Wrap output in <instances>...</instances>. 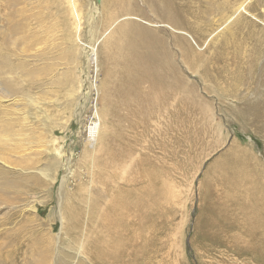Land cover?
Returning a JSON list of instances; mask_svg holds the SVG:
<instances>
[{"label": "rangeland", "instance_id": "374dc122", "mask_svg": "<svg viewBox=\"0 0 264 264\" xmlns=\"http://www.w3.org/2000/svg\"><path fill=\"white\" fill-rule=\"evenodd\" d=\"M72 2L79 37L70 0H0V264H259L235 226L237 202L264 209V0ZM110 17L144 28L112 32L106 59ZM157 40L170 102L145 116L123 59Z\"/></svg>", "mask_w": 264, "mask_h": 264}, {"label": "bare ground", "instance_id": "6f19581e", "mask_svg": "<svg viewBox=\"0 0 264 264\" xmlns=\"http://www.w3.org/2000/svg\"><path fill=\"white\" fill-rule=\"evenodd\" d=\"M70 1H71L72 10L74 12V20H73V23H72V28L74 30V35L76 37H79V34H81V31L83 29V24H82V20H81L80 14L76 10V7H75L74 3L72 2V0H70ZM125 15H127V14H125ZM128 18L129 17H124L122 19V21H120V23L118 25L117 24L115 25V21L113 20L112 17H110L107 20L108 25H109V29H108V32H106L105 37H104L105 44L100 46L97 54H99L101 52V50H105L103 55L105 54V58L109 59L108 58L109 57V55H108L109 53L108 52H110V51L107 48H108V46L110 44V38L112 37V32H115V31H118V30H123V31H125V30L126 31L137 30L138 32H143V28L144 27H141L134 20H133L132 23L129 22ZM167 23H171V21H167ZM130 32H132V31H130ZM18 38H19L18 36H14L12 40H14V42H16ZM156 43H158V47L156 46ZM146 48L148 49V51H146V54L141 56L139 54V47L137 45V42H134V41H130L129 42L128 41V44L126 46V57H124V59H123V64H126V68L127 69H126V73L124 75L125 80H123L124 82L122 84L123 85L122 86V91H123L122 94H123V96L129 97L130 102H131L130 104H135L137 106V109H138L139 112H140L139 109H140V105H141L142 99L145 101L144 104H145L146 107L145 106H141V112H140L142 114H145V116H146L147 113H148V115H149V113L150 114H154L153 109H156V111H157L156 113L158 114L162 110L161 109L162 105H164V104L167 105V103H168V101L170 99L171 79H172L170 71H171L172 57H173L172 50H171L170 46H168V47L164 46V43L161 40H157L154 44L148 43V45L145 46V50H147ZM97 54L95 53V55H97ZM97 57L99 58L98 55H97ZM21 65L22 64H20V67H21ZM5 71H7V69L1 70L0 73H7ZM26 71L27 70H22L21 73H24ZM39 71L42 72V68H39ZM35 74L34 73L33 74L29 73L28 77H31V78H36L37 77V78H39L38 75L40 73L36 72ZM78 75L79 76H76V78L74 79V82H76L78 84L76 93H77V91L80 88H82L81 87V82H82L81 77H82V75L81 74H78ZM84 80H86V79L84 78ZM144 82L149 84L150 87L144 93H142V91L137 89L138 87L136 85H138L140 83H144ZM69 85L73 86L72 83H70ZM96 87H97V90L101 89V86L99 84H97ZM70 91H72V90H69V92ZM76 93H75V95H77ZM101 98H102V94H101ZM75 100H77V99H75ZM79 120H80V117H79ZM105 120L106 119H104V123L103 124H102V121H101L100 124L96 125V129L98 128V131H97V134H96V142L97 143H100V141L103 138V135L107 131V121H105ZM0 155H1V153H0ZM5 160H6V158H5ZM5 160L3 161V163L7 164ZM1 167H4V166H0V170L1 171H3V172L5 171V172H8V174H10L7 169H2ZM91 167H94L93 163H92ZM92 169L93 168H90V167L88 168L89 176L92 175V172H91ZM2 180H0V182ZM245 191H247V190H245ZM253 200H254V198H253ZM246 202L247 201L237 202V206L240 208L239 211L243 212V216H241V219H242L241 221H243V223L238 222V224H236L235 228L238 229L237 227H239V224H241L242 227L244 229H246V230H250L252 232L254 230V235L253 236L255 237L254 239L256 240V242H252V241H249L248 243L244 242L243 246L241 244H238L237 246L239 247V250H241V249H243V247H245L246 249H248L250 251L249 254H251V259L253 261L255 260L259 264H264V218H262L260 216V212H263L264 209H263V211H262V209H258L253 204L254 201L248 202L247 204H246ZM257 204H259V201H257ZM112 206H111V210H112ZM228 212H224L223 216L221 217V220H220L221 224L224 226V227L222 226L223 230H224V228H226V224H228V226H229L230 223H228V222H230L231 219H234L235 221L237 220V217L235 215L236 213L233 212V209L232 210L230 209V211H228ZM58 214L63 215V213L61 211ZM107 216H109V215H107ZM110 218H112V217H110ZM106 219L107 218H105V221H106ZM95 221H96V219H95ZM213 222H215V221H213V219H212L210 221V223H213ZM231 227H233V225ZM223 230H221V232H223L224 235H226V233H229V232H227V230H224V231ZM234 232H233V234H234ZM228 235L230 236L231 232L229 234H227V236ZM226 240H227V242H233V240H230V237H227ZM110 252H111V250H110ZM240 252H243V251H240Z\"/></svg>", "mask_w": 264, "mask_h": 264}]
</instances>
